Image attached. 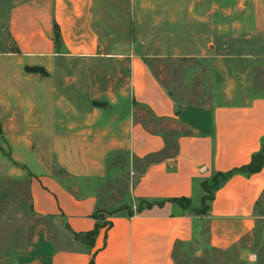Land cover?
I'll use <instances>...</instances> for the list:
<instances>
[{
	"label": "crops",
	"instance_id": "obj_1",
	"mask_svg": "<svg viewBox=\"0 0 264 264\" xmlns=\"http://www.w3.org/2000/svg\"><path fill=\"white\" fill-rule=\"evenodd\" d=\"M250 3L249 38L264 36V0ZM96 11V0H13L10 6L5 28L12 49L0 52V174L19 181L30 215L48 222L37 226L20 253L12 252L9 234L10 251L0 259L179 264V254L204 244L230 250L256 227L264 165L254 173L234 172L200 213L202 184L247 165L262 149L264 91H249L242 102L179 104L145 55L134 49L102 53ZM110 56L127 60L128 83L64 82L66 63ZM57 76L62 83L51 81ZM121 176L124 198L106 212L101 188ZM180 198L190 200L188 208ZM141 202L138 212L134 205Z\"/></svg>",
	"mask_w": 264,
	"mask_h": 264
},
{
	"label": "rangeland",
	"instance_id": "obj_2",
	"mask_svg": "<svg viewBox=\"0 0 264 264\" xmlns=\"http://www.w3.org/2000/svg\"><path fill=\"white\" fill-rule=\"evenodd\" d=\"M12 2L0 0V52L12 49L5 28ZM190 3L203 8L190 9ZM96 5L102 53L113 55L134 49L145 55L179 104L242 102L250 92L264 91V36L249 38L250 0H96ZM200 14L206 17L204 23L196 17ZM172 17L176 24L170 23ZM63 68L65 83H128L125 58L121 62L114 61L113 56L89 63L68 62ZM57 79L51 81L62 83ZM253 83L255 86H251ZM2 154L8 156L5 151ZM5 175L0 174V212L6 208L12 211L0 215V258L10 251L9 234L12 252L20 253L37 226L48 222L30 215L28 192L19 181ZM101 189L105 191L103 206L107 212L123 200L125 179L116 177ZM257 213L254 230L230 250L207 248L204 237V245L199 250H184L176 257L178 263L264 264V198ZM207 228L205 219L201 233ZM0 264L9 263L0 259Z\"/></svg>",
	"mask_w": 264,
	"mask_h": 264
},
{
	"label": "trees",
	"instance_id": "obj_3",
	"mask_svg": "<svg viewBox=\"0 0 264 264\" xmlns=\"http://www.w3.org/2000/svg\"><path fill=\"white\" fill-rule=\"evenodd\" d=\"M55 34H56V42H57V44H60V32H59V28L57 26H56V33ZM28 70L33 71V72H39L43 75L46 74V71L42 67H28ZM263 165H264V145L259 152L255 153L253 155L252 160L247 165H244V166L239 167V168H235V169L230 170V171L225 172V173H222V172L217 173L211 180L204 181L202 184L204 190L206 191V194L203 197L204 207L197 209V211L200 213L207 211L206 202H208L209 200H211L213 198L214 191L221 185V183L224 180H226L234 172L243 171V172H247V173H254V172L260 170ZM176 200L178 201L179 204L182 205V207L184 209L188 208L189 203H190L189 199L180 198V199H176ZM147 205H151V203L148 202ZM142 208H143V202H141L137 206L136 210L139 212ZM95 232H96V230H94L92 232H88L82 236L88 238V237L94 235ZM91 264H93V261L91 262Z\"/></svg>",
	"mask_w": 264,
	"mask_h": 264
},
{
	"label": "built area",
	"instance_id": "obj_4",
	"mask_svg": "<svg viewBox=\"0 0 264 264\" xmlns=\"http://www.w3.org/2000/svg\"><path fill=\"white\" fill-rule=\"evenodd\" d=\"M134 209H136V205H134Z\"/></svg>",
	"mask_w": 264,
	"mask_h": 264
}]
</instances>
